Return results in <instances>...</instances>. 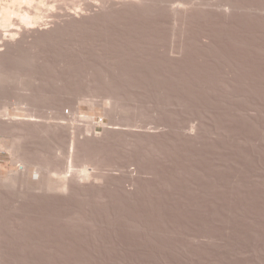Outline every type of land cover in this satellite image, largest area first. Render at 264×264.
I'll return each instance as SVG.
<instances>
[{
    "label": "rangeland",
    "instance_id": "374dc122",
    "mask_svg": "<svg viewBox=\"0 0 264 264\" xmlns=\"http://www.w3.org/2000/svg\"><path fill=\"white\" fill-rule=\"evenodd\" d=\"M65 1L0 33V151L60 147L100 180L63 200L0 188V264H264V0ZM18 106L52 131L7 129Z\"/></svg>",
    "mask_w": 264,
    "mask_h": 264
},
{
    "label": "bare ground",
    "instance_id": "6f19581e",
    "mask_svg": "<svg viewBox=\"0 0 264 264\" xmlns=\"http://www.w3.org/2000/svg\"><path fill=\"white\" fill-rule=\"evenodd\" d=\"M60 1V0H59ZM63 1H65V0H63ZM63 1H61L62 3H64ZM76 1V0H75ZM82 1V3H83V0H81ZM81 1H77V2H81ZM85 1V0H84ZM93 1V0H92ZM105 1V0H104ZM110 1V0H109ZM189 1V0H188ZM52 2H54V0H52ZM61 2H58V0L56 1V2H54L53 3V5H50V3H51V0H50V2H49V0H0V33H1V35L2 34H4L5 36L8 34L9 36H11V39L12 38H15V36L17 37V35L19 34V33H17L21 28L19 27V26H21L22 27V29L24 28V27H26V28H29V29H31V28H33V27H36V26H38L39 27V24L42 22V20L43 19H45V18H43L44 16H43V13L45 14V9L46 10H50V8L52 7V9L54 10V8L53 7H55V9H57L56 7H58L59 5H54V4H59L60 3V5H61ZM70 2V4H72L71 2L72 1H69ZM68 1H67V3H66V1H65V3L66 4H68L69 3ZM96 2H97V0H96ZM103 2V1H102ZM64 3V4H65ZM105 3V2H104ZM179 3V2H178ZM185 3V2H184ZM192 3V2H191ZM194 3V2H193ZM15 4H17L16 6H15ZM65 4V5H66ZM77 4V3H76ZM76 4H75V6H76ZM84 4V3H83ZM90 4V3H89ZM97 4H98V2H97ZM102 4V3H101ZM106 4V3H105ZM180 4H182V2L180 3ZM63 5V4H62ZM85 5H86V2H85ZM93 5H95V3H93ZM177 5H179V4H177ZM72 6H73V4H72ZM75 6H74V8H75ZM173 6V5H172ZM180 6V5H179ZM187 6V5H186ZM186 6L184 7V8H186ZM189 6V5H188ZM190 6H192V5H190ZM61 7V6H60ZM71 7V6H70ZM92 6H89L88 8H91ZM196 7V6H195ZM194 7V8H195ZM48 8V9H47ZM67 8V7H66ZM79 8V7H78ZM81 8V7H80ZM173 8V7H172ZM177 8H178V6H177ZM180 8H182V6L180 7ZM188 8V7H187ZM51 9V10H52ZM59 9H61V8H59ZM65 9V8H64ZM77 9V8H76ZM174 9V8H173ZM183 9V8H182ZM190 9V8H189ZM48 10V11H49ZM52 10V11H53ZM62 10V9H61ZM67 10V9H66ZM69 10H70V8H69ZM75 10V9H74ZM177 10H179V9H177ZM181 10V9H180ZM65 11V10H64ZM71 11V10H70ZM70 11H68V12H70ZM47 12V11H46ZM50 12V11H49ZM55 11H53V13H54ZM180 12V11H179ZM186 12H188V10L186 9ZM52 13V12H51ZM59 13V12H58ZM60 13H62L61 11H60ZM63 13H65V12H63ZM62 13V14H63ZM66 13H67V11H66ZM74 13V12H73ZM177 13V12H176ZM185 13V12H184ZM72 14V13H71ZM183 14V13H182ZM59 15V14H58ZM67 15V14H66ZM181 15V14H180ZM47 16H49L48 14H47ZM61 16V15H60ZM185 16V15H184ZM45 17H46V15H45ZM57 17V16H56ZM59 17V16H58ZM175 17V16H174ZM59 18H61V17H59ZM176 19V18H175ZM174 19V20H175ZM44 21V20H43ZM49 21V20H48ZM51 21V20H50ZM49 21V22H50ZM177 24V23H176ZM42 24H40V26H41ZM18 26V28L17 29H19L17 32L15 31L14 33L12 32V33H10L9 34V32H8V28L9 27H11V30H13V28H16ZM181 26V25H180ZM3 28H5V29H3ZM41 28H43V27H41ZM41 28H39V29H41ZM1 29H3V30H5V32L3 31V30H1ZM10 29V28H9ZM35 29V28H34ZM45 29V28H44ZM6 30H7V33H6ZM33 30V29H32ZM176 30V29H175ZM10 31V30H9ZM24 31V30H23ZM37 31H39V30H37ZM2 32H4V33H2ZM22 32V31H21ZM34 32L36 33V31L34 30ZM6 33V34H5ZM22 33H24V32H22ZM29 33V32H28ZM38 33V32H37ZM33 33H31L30 35H32ZM7 35V36H8ZM21 35H25V34H21ZM20 36H18V38H19ZM0 38H1V36H0ZM8 37H4V38H2V39H5L6 41L7 40H9V39H7ZM23 38V37H22ZM25 38V37H24ZM23 38V39H24ZM28 38V37H27ZM23 39L21 40V41H23ZM1 40V39H0ZM28 40V39H27ZM3 41V40H2ZM28 42V41H27ZM31 42V41H30ZM29 42V43H30ZM2 42H0V44H1ZM4 44H5V42H3ZM9 43V42H8ZM8 43H6V44H8ZM16 43H17V41H16ZM28 43V44H29ZM5 44V45H6ZM11 44V43H10ZM23 44H25V43H23ZM9 45V44H8ZM7 46V45H6ZM5 46V47H6ZM0 47H1V45H0ZM3 47V46H2ZM4 47V48H5ZM9 47V46H8ZM7 47V48H8ZM1 49V48H0ZM9 49V48H8ZM12 49V48H11ZM10 49V50H11ZM7 50V49H6ZM9 50V51H10ZM13 50V49H12ZM11 50V51H12ZM10 51V53L12 54V52ZM6 52V51H5ZM4 52V53H5ZM8 53V52H7ZM6 54V53H5ZM10 54V55H11ZM3 55V54H2ZM9 55V56H10ZM9 58V57H8ZM1 59V58H0ZM7 60V59H6ZM8 61V60H7ZM8 63H10V62H8ZM1 64V63H0ZM8 66V65H7ZM3 68H4V65L2 66ZM1 68V67H0ZM7 70V69H6ZM0 71H2V70H0ZM2 74V73H1ZM6 74H7V72H6ZM8 75V74H7ZM6 75V76H7ZM1 76V75H0ZM2 77H4V76H2ZM5 78V77H4ZM8 78H10V77H8ZM7 78V79H8ZM13 79V78H12ZM11 79V80H12ZM6 81V80H5ZM9 82V81H8ZM96 83V82H95ZM94 83V84H95ZM6 84V83H5ZM98 84V83H97ZM96 84V85H97ZM2 85V84H1ZM1 90V89H0ZM29 91V90H28ZM24 92V91H23ZM27 92V91H26ZM30 92V91H29ZM25 93V92H24ZM31 93H33V92H31ZM30 93V94H31ZM35 94H36V92H34ZM46 93V92H45ZM50 94V93H49ZM32 95V94H31ZM51 96V95H50ZM62 96V95H61ZM35 97H37V96H35ZM42 97V96H41ZM22 98H24V97H22ZM21 98V99H22ZM28 98V97H27ZM52 98V97H51ZM32 99V98H31ZM45 99H47V98H45ZM63 99V98H62ZM27 100V99H26ZM29 100V99H28ZM39 100V99H38ZM42 100V99H41ZM61 100V99H60ZM65 100V99H64ZM20 101V100H19ZM34 101V100H33ZM46 101H48V100H46ZM59 101V100H58ZM66 101V100H65ZM108 101V100H107ZM114 101V100H113ZM22 102V101H21ZM24 102V101H23ZM26 102V101H25ZM24 102V103H25ZM61 102H62V100H61ZM67 102V101H66ZM65 102V103H66ZM108 102H110L111 103V101H108ZM31 103V102H30ZM35 103H36V101H35ZM52 103V102H51ZM56 103H58V102H56ZM116 103V102H115ZM37 104V103H36ZM49 104V103H48ZM59 104V103H58ZM63 104V103H62ZM79 104V103H78ZM21 105H26V104H22L21 103ZM38 105V104H37ZM41 105H43V104H41ZM51 105V104H50ZM53 105V104H52ZM71 105V104H70ZM76 105V104H75ZM28 106V105H27ZM43 106H45V105H43ZM42 106V107H43ZM31 107V106H30ZM29 107V108H30ZM37 108V107H36ZM41 110H43V109H41ZM50 110V109H49ZM15 111V110H14ZM27 109H25V107L23 108V107H19L18 106V108H16V114H13L14 116H13V119L12 118H10V114L8 113V111H6V112H4V113H6L5 114V116H7V117H4V118H8L9 120L7 121V123H8V126L6 127L7 129H9V130H23V128L25 129V125H27V124H29V123H31V121L32 120H34V119H37L38 118V121H37V125H41V128H43V130L41 129L40 131H42V132H49V130H51L52 128V126H50V125H48V124H51L52 123V125H54V123H53V121H50V119L51 118H49L48 116H47V118H43L42 119V117L40 116V115H38V117H37V115L36 116H31V118L29 117V115L27 114ZM39 111V110H38ZM37 111V112H38ZM55 111V110H54ZM31 112V111H30ZM34 113H33V115H35V111H33ZM37 112H36V114H37ZM59 112V111H58ZM40 112H38V114H39ZM42 113H43V111H42ZM48 113V112H47ZM52 113V112H51ZM64 113V112H63ZM69 113V112H68ZM72 113V112H71ZM29 114H31V113H29ZM41 114V113H40ZM60 114V113H59ZM67 114V113H66ZM109 114V113H108ZM26 115H28V116H26ZM43 115H46V114H43ZM54 115H56V114H54ZM53 115V116H54ZM65 115V114H64ZM29 117L28 118V120H26L27 118H24V117ZM61 116V115H60ZM39 117H41V118H39ZM44 117V116H43ZM50 117H51V114H50ZM64 117V116H63ZM62 118V117H61ZM65 118H67L66 117V115H65ZM107 118V117H106ZM58 119V118H57ZM2 120V119H1ZM0 120V121H1ZM4 120V119H3ZM6 120V119H5ZM56 120V119H55ZM48 121L50 122V123H48ZM59 121V120H58ZM3 122V121H2ZM27 122V123H26ZM36 122V121H35ZM57 122V121H56ZM61 122V121H60ZM32 123H34V121L32 122ZM63 123V122H62ZM72 123H73V121H72ZM3 124V123H2ZM25 124V125H24ZM36 124V123H35ZM64 124V123H63ZM62 124V126H64ZM89 124V123H88ZM97 124V123H96ZM95 124V125H96ZM104 124V123H103ZM103 124H101V125H103ZM5 125V124H4ZM31 125H34V124H31ZM60 125V124H59ZM77 125V124H76ZM93 126V128L94 127H96V126ZM98 125H99V122H98ZM97 125V126H98ZM107 125V124H106ZM35 126V125H34ZM61 126V127H62ZM87 126V125H86ZM30 127V126H29ZM36 127V126H35ZM55 127H57V125H55ZM60 127V128H61ZM82 127V126H81ZM84 127V126H83ZM104 128H105V125L103 126ZM113 127V126H112ZM109 128V127H108ZM64 129V128H63ZM71 129V128H70ZM83 129V128H82ZM91 129H92V127H91ZM110 129V128H109ZM8 130V131H9ZM37 130V129H36ZM53 130H54V128H53ZM67 130V129H66ZM78 130V129H77ZM94 130H95V128H94ZM108 130V129H107ZM7 130H5V129H2V126H0V132L2 133L3 132V134H4V132H6ZM52 131V130H51ZM69 131V130H68ZM82 131V130H81ZM88 131H91L90 129L88 130ZM15 132V131H14ZM19 132V131H18ZM17 132V133H18ZM37 132V131H36ZM60 132V131H59ZM58 132V133H59ZM78 132V131H77ZM83 132V131H82ZM87 132V131H86ZM94 132V131H93ZM111 132V131H110ZM114 132V131H113ZM112 132V133H113ZM28 133V132H27ZM34 133V132H33ZM80 133V132H79ZM84 133V132H83ZM83 133H82V135H83ZM16 134V133H15ZM26 134V133H25ZM36 134V133H35ZM44 134V133H43ZM53 134H55V133H53ZM68 134V133H67ZM96 134V133H95ZM110 134V133H109ZM114 134V133H113ZM116 134V133H115ZM5 135V134H4ZM13 135V134H12ZM23 135V134H22ZM37 135H39V134H37ZM51 135V134H50ZM97 135V134H96ZM100 135V134H99ZM98 135V136H99ZM26 136V135H25ZM53 136V135H52ZM76 136H77V134H76ZM92 136V135H91ZM97 136V137H98ZM27 137V136H26ZM31 137V136H30ZM55 137V136H54ZM67 137V136H66ZM96 137V136H95ZM96 137V138H97ZM105 137H106V135H105ZM109 137H111V136H109ZM32 138V137H31ZM39 138V137H38ZM47 138V137H46ZM65 138V137H64ZM75 138H78V136L77 137H75ZM85 138V137H84ZM89 138V137H88ZM11 139H13V138H11ZM59 139V138H58ZM62 139V138H61ZM94 139V138H93ZM4 141L2 142V147H1V149H3V150H6L7 152L6 153H10L9 154V156H11V160L13 161V164H14V166H16V168L15 169H12L10 172H6V173H1L0 172V188H1V190L2 189H5L6 191L7 190H11V189H15V188H17L18 186H21V188H23L24 190H25V193L26 194H28V196H26V197H29V195L30 194H32V196L33 195H44V196H50V197H55L56 196V198L57 197H60V199H62L61 198V196L60 195H64L65 193L67 194V193H70V192H75V195H77L76 194V192L77 191H80V190H82V189H80V190H78L79 189V185H81V187L83 186V184L85 183L86 184V182L87 181H89V183L88 184H91L92 182H90V180H91V178H95V179H99L100 180V177H98L97 175V172H96V174H95V167H94V165H93V169H91L89 166H88V164H86V165H83V162H82V165L80 166L79 165V167H78V169L76 168L77 166H78V164H76V163H74L73 161H71V163L69 162V164H67L66 163V165L65 164H63V163H61V162H59L60 160H59V156H58V154L59 153H61L60 152V150H62V148H58V147H56V149L54 148V149H52L51 151L52 152H48L47 153V151L46 150H42L41 152H37V151H33L32 149H30L29 147H26V146H24V145H21L20 143L22 142V141H20V138L18 137V139L15 141V142H13V140H10L11 141V143H8L9 142V140H5V139H3ZM23 140V139H22ZM76 140V139H75ZM86 140H88L87 138H86ZM108 140H110V139H108ZM8 141V142H7ZM24 141V140H23ZM34 141V140H33ZM43 141V140H42ZM89 141V140H88ZM95 141V140H94ZM107 141V140H106ZM105 141V142H106ZM25 142V141H24ZM23 142V143H24ZM66 142H67V140H66ZM70 142V141H69ZM54 143V142H53ZM63 143V142H62ZM79 143V142H78ZM81 143V142H80ZM80 143H79V145H80ZM85 143V142H84ZM92 143H94L95 144V142H92ZM34 144V143H33ZM56 144H58V143H56ZM91 144V143H90ZM103 144V143H102ZM53 145H55V144H53ZM63 145V144H62ZM74 145V144H73ZM82 145V144H81ZM88 145V144H87ZM87 145H85V146H87ZM101 145V144H100ZM100 145L98 144V148H100ZM64 146L65 145H63V148H64ZM75 146V145H74ZM84 146V145H83ZM82 146V147H83ZM96 146V145H95ZM46 147H47V145H46ZM45 147V148H46ZM67 147V146H66ZM69 147V146H68ZM71 147V146H70ZM73 147V146H72ZM44 148V149H45ZM84 148V147H83ZM101 148H103V147H101ZM37 149V148H36ZM86 149V148H85ZM95 149V148H94ZM3 150H1L2 152H3ZM66 150V149H65ZM70 150V149H69ZM106 150V149H105ZM104 150V151H105ZM0 151V152H1ZM74 151V150H73ZM87 151H88V149H87ZM63 152V151H62ZM75 152H76V149H75ZM74 153V152H73ZM101 153V152H100ZM105 153V152H104ZM63 154V153H62ZM71 154V153H70ZM89 154V153H88ZM95 154V153H94ZM93 154V155H94ZM52 156V157H51ZM72 156V155H71ZM82 156V155H81ZM100 156V155H99ZM80 157V156H79ZM64 158H65V156H64ZM83 159H86L87 160V158H83ZM89 159V158H88ZM96 159H98V158H96ZM96 159H95V161H96ZM63 160H65V159H63ZM68 161V160H67ZM77 162H78V160H76ZM101 161V160H100ZM10 162V161H9ZM86 163V162H85ZM75 164V165H74ZM95 164V163H94ZM99 164H101L100 162H99ZM91 165V164H90ZM107 165V164H106ZM103 166V165H102ZM108 166V165H107ZM112 166V165H111ZM76 168V169H75ZM101 168V167H100ZM107 168V167H106ZM103 169V168H102ZM102 169H97V171L98 170H101L102 171ZM101 171H98V173L99 172H101ZM123 172V171H122ZM128 172V171H127ZM102 173H104V172H102ZM101 174V173H100ZM125 174V173H124ZM127 175V174H126ZM35 176H36V178H35ZM128 177V176H127ZM130 179V178H129ZM124 180H125V178H124ZM92 181V180H91ZM101 181H104V179L101 177ZM106 181V180H105ZM123 181V180H122ZM96 182V181H95ZM94 182V183H95ZM100 181H97V183H99ZM124 182V181H123ZM123 182H122V184H123ZM81 183V184H80ZM85 186V185H84ZM88 186V185H87ZM94 186V185H93ZM92 186V187H93ZM86 187V186H85ZM90 187H91V185H90ZM123 187V186H122ZM82 188H84V187H82ZM87 188V187H86ZM126 188V187H125ZM20 189V188H19ZM21 190V189H20ZM19 190V191H20ZM85 190V189H84ZM87 191V190H86ZM127 191V190H126ZM9 192V191H8ZM14 192V191H13ZM12 192V193H13ZM82 193L84 192V191H81ZM80 192V193H81ZM125 192V191H124ZM10 193H11V191H10ZM4 194H6V193H4ZM19 194V193H18ZM72 194V193H71ZM70 194V195H71ZM74 194V193H73ZM84 194H85V192H84ZM83 194V195H84ZM88 194V193H87ZM11 195H13V194H10L9 195V199H10V196ZM90 195V194H89ZM15 196V195H14ZM25 196V195H24ZM24 196H23V198H24ZM31 196V197H32ZM72 196H74V195H72ZM19 197V196H18ZM38 197V196H37ZM40 197H42V196H40ZM66 197V196H65ZM71 197V196H70ZM78 197V196H77ZM36 198V197H35ZM82 198V197H81ZM86 198V197H85ZM101 198V197H100ZM3 199V198H2ZM26 199V198H25ZM37 199V198H36ZM39 199V198H38ZM76 199V198H75ZM80 199V198H79ZM103 199V198H102ZM109 199V198H108ZM21 200H23V199H21ZM20 200V201H21ZM29 200H30V198H29ZM40 200V199H39ZM46 200H48V199H46ZM51 200V199H50ZM53 200H54V198H53ZM63 200V199H62ZM67 200V199H66ZM66 200H64V201H66ZM71 200V199H70ZM69 200V201H70ZM1 201V200H0ZM8 201V200H7ZM16 201H17V199H16ZM45 201V200H44ZM58 201V200H57ZM83 201V200H82ZM18 202H19V200L17 201V204H18ZM25 202V201H24ZM34 202V201H33ZM53 202V201H52ZM75 202V201H74ZM86 202H88V201H86ZM69 203V202H68ZM67 203V204H68ZM77 203V202H76ZM32 204V203H31ZM46 204V203H45ZM49 204H50V202H49ZM49 204H47V205H49ZM56 204V203H55ZM54 204V205H55ZM83 204V203H82ZM85 204V203H84ZM10 205V204H9ZM60 205V204H59ZM72 205V204H71ZM88 205V204H87ZM14 206H15V204H14ZM22 206V205H21ZM20 207V206H19ZM63 207V206H62ZM65 207V206H64ZM70 207V206H69ZM72 207V206H71ZM78 206H76V208H77ZM6 208V207H5ZM24 208V207H23ZM25 208H26V205H25ZM42 208V207H41ZM54 208V207H53ZM85 208H87V207H85ZM126 208H128V207H126ZM4 209V208H3ZM39 209V208H38ZM43 209V208H42ZM50 209V208H49ZM55 209V208H54ZM53 209V210H54ZM58 209V208H57ZM66 209V208H65ZM75 209V208H74ZM82 209V208H81ZM80 209V210H81ZM88 209H90V208H88ZM21 210V209H20ZM26 210H28V209H26ZM46 210H48L47 208H46ZM51 210V209H50ZM61 210H62V208H61ZM60 210V211H61ZM24 211H25V209H24ZM57 211V210H56ZM55 211V212H56ZM59 211V210H58ZM66 211V210H65ZM89 211V210H88ZM28 212V211H27ZM26 212V213H27ZM36 212H37V210H36ZM38 212H39V210H38ZM37 212V213H38ZM80 212V211H79ZM34 213H35V211H34ZM41 213V212H40ZM42 213H44V211L42 212ZM41 213V214H42ZM45 213H47V212H45ZM49 213V212H48ZM61 213V212H60ZM64 214V213H63ZM66 214V213H65ZM76 214V213H75ZM82 214V213H81ZM84 214V213H83ZM34 215V214H33ZM50 215V214H49ZM55 215V214H54ZM61 215H62V213H61ZM67 215V214H66ZM80 215V214H79ZM26 216H27V214H26ZM45 216H46V214H45ZM17 217H18V214H17ZM22 217V216H21ZM20 217V218H21ZM46 217H48V216H46ZM58 217H60V216H58ZM66 217V216H65ZM64 217V218H65ZM78 217V216H77ZM43 218V217H42ZM73 218V217H72ZM82 218V217H81ZM83 218H84V216H83ZM48 219V218H47ZM66 219H67V217H66ZM86 219V218H85ZM84 219V220H85ZM1 220H2V218H1ZM16 220H18V219H16ZM21 220H22V218H21ZM29 220V219H28ZM73 220V219H72ZM19 221V220H18ZM52 221V220H51ZM54 221V220H53ZM52 221V222H53ZM55 221H56V219H55ZM82 221V220H81ZM20 222V221H19ZM25 222V221H24ZM33 222H35V221H33ZM41 222V221H40ZM29 223V222H28ZM37 223V222H36ZM35 223V224H36ZM79 223V222H78ZM1 224V223H0ZM48 224V223H47ZM52 224H54V223H52ZM65 224V223H64ZM22 225H23V223H22ZM28 225V224H27ZM45 225V224H44ZM55 225H56V223H55ZM54 225V226H55ZM63 225V224H62ZM66 225V224H65ZM4 226V225H3ZM20 226V225H19ZM35 226H37V224L35 225ZM48 226H50V225H48ZM64 226V225H63ZM71 226V225H70ZM75 226H76V224H75ZM43 227V226H42ZM51 227V226H50ZM40 228V227H39ZM78 228V227H77ZM76 228V229H77ZM19 229V228H18ZM23 229V228H22ZM31 229V228H30ZM34 229V228H33ZM36 230H37V228H35ZM43 229H45V227H43ZM42 229V230H43ZM50 229H52V228H50ZM68 229V228H67ZM80 229V228H79ZM41 230V229H40ZM48 230V229H47ZM65 230V229H64ZM38 231V230H37ZM75 231V230H74ZM34 232V231H33ZM36 232V231H35ZM55 232V231H54ZM59 232V231H58ZM58 232H57V234H58ZM83 232V231H82ZM22 233H24V232H22ZM28 233V232H27ZM65 233V232H64ZM44 234V233H43ZM47 234V233H46ZM48 234H49V232H48ZM51 234V233H50ZM63 234V233H62ZM20 235V234H19ZM33 235V234H32ZM31 235V236H32ZM67 235V234H66ZM65 235V236H66ZM70 235V234H69ZM82 235V234H81ZM11 236H13V235H11ZM29 236V235H28ZM59 236V235H58ZM45 237V236H44ZM48 237V235L46 236V238ZM56 237V236H55ZM61 237V236H60ZM72 237V236H71ZM78 237H80V236H78ZM15 238V237H14ZM28 238V237H27ZM76 238V237H75ZM84 238V237H83ZM26 239V238H25ZM28 239H30V238H28ZM49 240H50V238H48ZM11 240V239H10ZM17 240V239H16ZM27 240V239H26ZM31 240V239H30ZM55 240V239H54ZM54 240H53V242H54ZM65 240V239H64ZM63 240V241H64ZM83 240V239H82ZM21 241V240H20ZM47 241V240H46ZM61 241V240H60ZM18 242H19V240H18ZM34 242V241H33ZM32 242V243H33ZM44 242V241H43ZM67 242V241H66ZM49 243H50V241H49ZM55 243H56V240H55ZM17 244V243H16ZM39 244V243H38ZM57 244V243H56ZM60 244V243H59ZM36 245V244H35ZM43 245V244H42ZM48 245V244H47ZM50 245V244H49ZM34 246V245H33ZM44 246H46V245H44ZM58 248V247H57ZM25 263V262H24ZM11 264V263H10Z\"/></svg>",
    "mask_w": 264,
    "mask_h": 264
}]
</instances>
